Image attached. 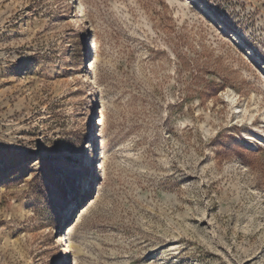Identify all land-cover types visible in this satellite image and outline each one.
<instances>
[{"label":"rangeland","instance_id":"rangeland-1","mask_svg":"<svg viewBox=\"0 0 264 264\" xmlns=\"http://www.w3.org/2000/svg\"><path fill=\"white\" fill-rule=\"evenodd\" d=\"M0 264H264V0H0Z\"/></svg>","mask_w":264,"mask_h":264},{"label":"bare ground","instance_id":"bare-ground-1","mask_svg":"<svg viewBox=\"0 0 264 264\" xmlns=\"http://www.w3.org/2000/svg\"><path fill=\"white\" fill-rule=\"evenodd\" d=\"M82 7V6H81ZM82 9V8H81ZM70 236H71V230H69L67 233H66V230L64 231V238H65V241H67V246H68V249H71V239H70Z\"/></svg>","mask_w":264,"mask_h":264}]
</instances>
